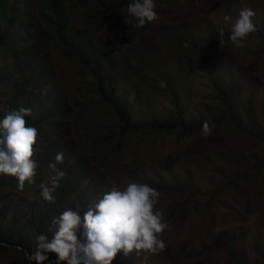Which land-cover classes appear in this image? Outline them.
I'll return each mask as SVG.
<instances>
[{"label": "rangeland", "instance_id": "rangeland-1", "mask_svg": "<svg viewBox=\"0 0 264 264\" xmlns=\"http://www.w3.org/2000/svg\"><path fill=\"white\" fill-rule=\"evenodd\" d=\"M155 3L158 19L142 27L134 26L133 17L127 13L128 5L121 13L86 24L91 8L79 3L78 18L68 31L83 34L88 26L96 34V47L105 48L114 68L111 76L101 77L114 78V86L118 88L116 97L130 104L133 120H142L140 111L155 112L164 118L171 108L168 97L175 89L182 96L186 120L209 117L212 114L208 109L196 102L206 94L204 84L212 80V72L219 81L232 87L233 80L241 74L254 79L252 67L256 68L263 86L257 91L256 101L254 92L250 91L254 85L242 87L238 92L244 97L239 113L245 114L249 99L253 100L252 107L255 101L256 108L264 98V0H155ZM244 7L256 12L252 21L259 28L249 35L246 46L236 48L227 41L205 50L213 39L227 40L229 33L220 36V30L229 26L224 17L231 16L233 20L238 17L227 8L239 15ZM154 25L159 29H154ZM52 59L60 70L56 92L69 104L103 98L97 92L98 83L90 84L93 75L108 69L101 51L92 54L93 72L68 64L55 51ZM89 88L94 92H89ZM190 90L195 98L192 102L186 99ZM98 104L99 110L103 107L101 113L111 107L107 103ZM261 108L264 106H258V122L252 127L264 125ZM81 110L75 105L67 119L66 125L71 130L65 135L67 146L61 152L66 155L64 159L91 164L86 183L92 179L94 183L89 186L98 192L104 187L109 189L132 181L163 185L158 191L157 205L167 208L165 220L170 227L161 237L168 243V249L158 256L148 252L137 256L133 251L127 256L134 254L131 264H234L228 250L230 244L247 264H264V149L261 146L244 150L222 146L235 155L228 159L229 155L216 150L210 156L215 159L211 164L197 150V146L202 149L200 145L206 140L201 132L180 138L178 132L150 133L142 128L123 136L117 134L110 143L102 139L104 143L93 147V140L99 142L95 134L109 136L120 132L122 125L113 110L104 121L82 114ZM146 120L149 122L150 116ZM229 123V127L238 129L227 116L225 124ZM238 138L243 143L255 142L246 135ZM220 153L223 154L219 158ZM243 154L246 159L242 158ZM195 190L197 193L191 194ZM119 257L126 256L118 253L113 264Z\"/></svg>", "mask_w": 264, "mask_h": 264}, {"label": "trees", "instance_id": "trees-1", "mask_svg": "<svg viewBox=\"0 0 264 264\" xmlns=\"http://www.w3.org/2000/svg\"><path fill=\"white\" fill-rule=\"evenodd\" d=\"M29 1L0 0V117H3L5 112L20 106L32 109V117H27L26 120L38 129L32 158L39 165L35 184L29 185L26 182L22 191L17 189V181L14 177L0 175V264H28L27 253L36 250V236L44 233L49 239L51 238L50 225L53 217L67 207H79L81 211L86 210L101 192L108 190L104 187L97 192L93 186H89V183H94V179L86 183V180L90 178L91 164L75 163L67 158L57 165L65 172V178L53 194L54 202L44 201L40 196V184L47 183L51 175L48 164L54 162L55 155L61 152L63 146H67L64 142L65 135L71 129L66 124L69 123L67 119L75 105L82 108V114H90L94 118H102L103 121L108 119L107 114L112 113L113 110L118 117L117 121L122 125L119 127L120 132L110 134L111 136L102 135V137L101 134H95L99 142L93 140V147L104 143L102 139L110 143L117 134L123 136L130 131L142 128L150 133L178 132L180 138L191 136L201 132L202 123L208 120L214 123L215 127L206 137L203 145H200L202 149L197 146V150L200 152V157L208 159L211 164L215 159L210 156L216 150L229 155L228 159L235 155L234 151L225 150L222 146H235L236 149L242 150L245 147L251 149L261 146L264 149V125L258 128L252 127L253 123L258 122V106H264L263 98L258 101L255 108V101L258 99L257 91L263 86L255 67H252L255 73L254 79L241 74L233 80L232 87L219 81L214 71L212 72V80L207 85L204 84L206 94L204 92L196 102L208 109V113L212 114L209 117L186 120L182 96L175 89L170 90L171 95L168 97L171 104L168 115L161 118L155 112L140 111L142 120L134 121L130 104L116 97L115 92L118 88L114 86V78L103 80L101 77V75L111 76L114 68L113 62H110V56L106 57L105 48L96 47L94 41L96 34L86 26L83 35H69L65 24V22L75 24L78 18L76 6L79 3L88 4L86 7L91 8V12L86 17V24H91L97 18L101 20L103 16L121 13L131 0H33L34 14H32L33 8L28 6ZM65 7L68 8V12H63ZM227 11L238 16L236 10L227 8ZM133 20L134 26L138 27L137 21L134 18ZM153 27L159 29V26ZM229 30L228 26L224 32L229 33ZM227 41H229L228 36L227 40L213 39L206 44L205 50L223 45ZM49 49H51L50 52ZM110 49L111 52L114 51L113 46ZM53 51L64 57L68 64L84 67L88 72L95 70L91 60L93 52L101 51L108 69L93 75V82L90 84L98 83L97 92L103 98L97 102L83 100L76 104H69L65 97L57 93L56 83L60 70L52 61ZM245 84L254 85L250 91L254 92L252 94L255 101L252 107L253 100L249 99V107L245 110V114H241L239 107L244 97L238 92ZM91 91L94 92L92 88H89V92ZM189 93L186 99L192 102L195 100L193 91L190 90ZM194 93L197 91L195 90ZM98 103H107L111 107L101 113L103 107L99 110L101 105ZM259 110L264 114V108ZM148 116H150L149 122L146 120ZM227 116L238 129L229 127L230 123L225 124ZM240 135L249 136L255 142L243 143L238 138ZM84 146L87 147V145ZM222 154L220 153L218 157L220 158ZM242 158L247 157L243 154ZM236 177H239V174ZM152 187L159 191L163 185ZM195 193H197L196 190L191 192V194ZM155 207L160 208L166 215V207L157 204ZM174 211L175 209L171 210V214ZM165 243L166 249L163 252L169 246L166 241ZM228 250L234 264H247L237 254L232 244ZM47 255L49 260L44 261L43 264H55L56 254L48 253ZM134 259V254L130 257H119L116 264H131ZM32 264L36 262L33 261ZM61 264H67V262H61Z\"/></svg>", "mask_w": 264, "mask_h": 264}, {"label": "clouds", "instance_id": "clouds-1", "mask_svg": "<svg viewBox=\"0 0 264 264\" xmlns=\"http://www.w3.org/2000/svg\"><path fill=\"white\" fill-rule=\"evenodd\" d=\"M28 6L33 8L34 14L33 0L29 1ZM155 8V0H131L127 13L137 21L138 27H142L158 19ZM68 11L67 7L63 8V12ZM255 15L251 7H244L234 20L231 16L224 17L229 22L228 40L234 47H245L249 35L257 31L252 21ZM65 24L68 31L74 26ZM223 34L224 29H221L220 36ZM27 117H32V109L24 106L13 108L0 117V175L14 177L20 191L26 182L35 184L39 167L32 158L38 129L28 123ZM214 127V123L205 120L201 125V134L207 137ZM63 160V152H58L54 162L48 164L51 175L47 183L42 182L39 186L44 201L51 203L55 200L53 194L65 178V172L57 167ZM159 198L160 193L156 188L132 181L101 192L86 210L65 208L52 218L50 239L44 233L36 236V250L27 253L28 264L33 261L43 264L49 260L48 253L56 254L55 264L64 261L67 264H113L118 253L128 256L135 251L139 256L142 252H163L166 243L161 234L170 225L165 220L164 212L155 207Z\"/></svg>", "mask_w": 264, "mask_h": 264}]
</instances>
